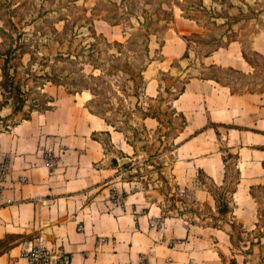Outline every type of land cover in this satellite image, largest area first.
<instances>
[{
    "label": "crops",
    "instance_id": "crops-1",
    "mask_svg": "<svg viewBox=\"0 0 264 264\" xmlns=\"http://www.w3.org/2000/svg\"><path fill=\"white\" fill-rule=\"evenodd\" d=\"M181 19L192 29L198 24L196 18L176 14L178 24ZM251 49L264 54V28L253 36ZM204 61L248 76L255 67L237 39L205 54ZM213 76L188 77L173 99L186 121L176 135L180 139L172 175L178 193L192 189L195 207L211 203L212 197L198 184L196 173L203 171L215 184H225L226 153L236 156L240 171L232 191L237 204L241 184L264 183V89L234 92L221 76ZM149 83L146 93H160L159 80L151 91ZM54 102V108L33 111L30 118L17 119L20 111L15 125L0 128V165L8 164L6 175L0 173V264H30L25 251L36 235L44 239L53 264H62L55 262L61 252L70 255L68 264H226L216 246L224 241L223 235L230 239L226 229L209 223V215L188 211L182 199L174 205L177 212H166L167 194L155 185L140 187L134 179L112 183L118 179V168L108 160L116 156L95 134L108 130L114 141L116 131L86 110L73 93L58 94ZM12 107L8 103L1 113H10ZM147 119L156 121L150 129L160 123L157 116ZM48 149L54 152L53 165ZM120 183L122 200L109 194L92 197L98 191L94 189L103 186V192ZM248 198L243 196L244 201Z\"/></svg>",
    "mask_w": 264,
    "mask_h": 264
},
{
    "label": "rangeland",
    "instance_id": "rangeland-1",
    "mask_svg": "<svg viewBox=\"0 0 264 264\" xmlns=\"http://www.w3.org/2000/svg\"><path fill=\"white\" fill-rule=\"evenodd\" d=\"M179 1L186 6V13L197 19L195 29L187 20L176 22V14L184 12L177 0H0V51L16 43L18 31H22L19 40L26 53L15 54L11 70L28 90L27 96L41 97L42 92H47L56 99L58 94L73 93L86 110L105 121L109 130L116 131L114 141L108 130L95 134L107 152L116 156L108 160L118 168V179L112 183L134 179L140 187H159L169 198L164 199L166 212H177L174 205L184 200L188 211L209 215V223L230 233L229 240L223 235L224 241L216 245L226 264H264V183L241 184L237 194L241 202L237 204L232 191L240 171L236 156L226 153L225 184H215L203 171L196 173V181L212 197L211 203L204 201L195 207L192 189L178 193L171 170L180 139L176 135L185 125L173 99L183 90L188 77L213 74L239 91L264 89V54L251 49L253 36L264 28V0ZM215 11L223 16L226 11L235 17H216L212 15ZM231 39L240 42L255 66L250 76L208 66L204 61L205 54ZM158 80L160 93H146L147 84L151 91ZM30 103L31 99L26 112L31 110ZM145 110L160 120L151 129L156 121H144ZM13 120L16 118L8 122ZM1 128L5 129V125ZM123 158L127 159L120 163ZM125 162L127 166H123ZM120 186L121 183L103 192V186L94 189L98 191L92 197L95 194L100 199L109 194L122 200L125 192ZM244 195L249 197L246 201ZM227 205L232 210L226 212ZM257 240L260 243L253 252H247L251 241Z\"/></svg>",
    "mask_w": 264,
    "mask_h": 264
},
{
    "label": "trees",
    "instance_id": "trees-1",
    "mask_svg": "<svg viewBox=\"0 0 264 264\" xmlns=\"http://www.w3.org/2000/svg\"><path fill=\"white\" fill-rule=\"evenodd\" d=\"M177 4H179L181 6L182 10L184 11L183 12L184 16L195 18L193 15L186 13V6L182 2L177 0ZM212 15L216 16V17H220V16L221 17L226 16L229 18L235 17L226 11H225L224 16L221 13H219V11H215L214 13H212ZM62 18H65V17H62ZM236 18H238V17H236ZM15 28L17 29V27H15ZM92 31L96 32L94 27H92ZM22 33H23L22 31H18L17 38L15 40L16 43H12L4 51H0V59H2V62L0 64L1 75H2L1 80H0V88H1V93L3 96L2 99L0 100V128L2 125H5V129H10L11 126L15 125L18 122V120H13L12 122H8V120L13 119L15 117V115L18 114L20 111L24 112L25 107L28 104L29 99H31V103L29 104L31 106V108H30L31 110L29 112L25 111L23 118H30L31 113L33 111H44L47 109H52L55 106V104H53L55 98L52 95L48 94L47 92H42L41 97L36 96V97L29 98L27 96L28 90H26L24 88L23 84L19 80L16 79L15 72H13L11 70V68H12L11 61H12L13 57H15V54L18 51H20V53L22 55L26 53V50L22 49V45H21V42L19 40ZM163 44H164V40H162V45ZM243 54L251 62V60L248 58L244 49H243ZM14 71H15V69H14ZM213 77L215 78L218 76L214 75ZM48 80L53 81V78H48ZM226 83L232 86V90L234 92H242V91L236 90L229 81H226ZM183 90H184V87H183ZM183 90H180L178 94H180ZM70 92H73V91H70ZM178 94L175 97H178ZM8 103L12 104V106H13L12 111L8 114H2L1 110ZM148 115L156 116L154 114H151L148 110H145L144 117H146ZM183 117H184V122H185L186 118L184 115H183ZM127 165H128L127 162H125L123 164V166H127ZM225 201L226 200H224L223 202H225ZM221 207H223V206H221ZM230 210H232L231 207L229 205H227V211L226 212H228ZM258 243H260L259 240L251 241V245H250L251 247L249 248V250L247 252L252 253L254 246L257 245ZM261 257L264 258V255H262ZM233 261L236 263L237 262L236 258H234Z\"/></svg>",
    "mask_w": 264,
    "mask_h": 264
},
{
    "label": "built area",
    "instance_id": "built-area-1",
    "mask_svg": "<svg viewBox=\"0 0 264 264\" xmlns=\"http://www.w3.org/2000/svg\"><path fill=\"white\" fill-rule=\"evenodd\" d=\"M48 162L50 165L54 164V154L52 150L48 149L46 151ZM8 169V164L6 161H3L0 165V173L1 175L5 176ZM35 242L31 247H29L25 254L29 259L30 264H53L54 261L52 260V256L46 244L44 243V239L41 235H36L33 238ZM70 255L66 252H61L60 255L57 257L55 262H60L62 264L69 263Z\"/></svg>",
    "mask_w": 264,
    "mask_h": 264
},
{
    "label": "water",
    "instance_id": "water-1",
    "mask_svg": "<svg viewBox=\"0 0 264 264\" xmlns=\"http://www.w3.org/2000/svg\"><path fill=\"white\" fill-rule=\"evenodd\" d=\"M126 159H127V158H123L122 160H120V163H121V162H124Z\"/></svg>",
    "mask_w": 264,
    "mask_h": 264
}]
</instances>
